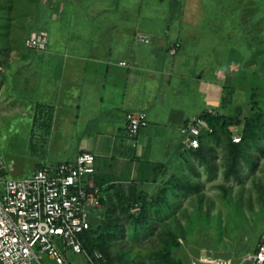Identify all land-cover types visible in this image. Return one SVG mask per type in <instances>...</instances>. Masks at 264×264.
Here are the masks:
<instances>
[{
	"label": "crops",
	"instance_id": "0c3cea01",
	"mask_svg": "<svg viewBox=\"0 0 264 264\" xmlns=\"http://www.w3.org/2000/svg\"><path fill=\"white\" fill-rule=\"evenodd\" d=\"M166 4L44 0L33 30H47L49 44L44 50L20 47L14 53L19 51L26 62L11 66L13 75L26 76L32 104L29 133L34 142L29 139L28 144L33 169L26 175L89 150L95 154L96 179L105 197L119 191L125 195L149 191L158 182L169 192V184L193 176L190 168L211 157L213 145L187 148L188 134L182 127L213 99L219 100L217 88L242 78L225 67L214 73L206 46L211 32L192 26L184 33L183 18L169 9L176 6ZM138 33L147 34L150 42L139 41ZM223 39L218 41L221 62ZM177 41L178 50L171 55L168 49ZM20 88L13 92L24 95ZM129 111L147 116V125L134 142L127 139ZM49 115L48 129L43 120ZM6 168L9 175L12 170Z\"/></svg>",
	"mask_w": 264,
	"mask_h": 264
},
{
	"label": "rangeland",
	"instance_id": "374dc122",
	"mask_svg": "<svg viewBox=\"0 0 264 264\" xmlns=\"http://www.w3.org/2000/svg\"><path fill=\"white\" fill-rule=\"evenodd\" d=\"M164 1L168 7L176 6L169 9L183 18L184 33L191 32L192 26L211 32L206 46L214 73L225 67L243 80L234 78V83L229 81L234 85L217 88L219 100L213 99L206 109L215 116L209 124L212 130L202 135L196 149L213 145L211 157L199 159L189 170L194 175L169 184V192L166 184L154 183L149 191H136L131 206L118 193L106 196L105 209L92 222L94 241L121 264H173L175 260L190 264L195 258L218 257L251 264L264 233V0ZM43 8L44 0H0V156L12 170L10 177H22L33 169L28 81L26 76L13 75L11 66L26 62L19 51L14 52L35 31L36 14ZM163 10L160 5L159 14ZM220 37L226 43L224 62ZM18 85L24 95L13 92ZM235 136L240 141H234ZM67 256L72 264H83L71 252ZM33 264L57 263L44 255L42 263Z\"/></svg>",
	"mask_w": 264,
	"mask_h": 264
},
{
	"label": "built area",
	"instance_id": "2783aa9c",
	"mask_svg": "<svg viewBox=\"0 0 264 264\" xmlns=\"http://www.w3.org/2000/svg\"><path fill=\"white\" fill-rule=\"evenodd\" d=\"M137 39L150 42L145 33H138ZM48 44L45 29L35 30L25 39L28 48L44 50ZM178 47V42L173 43L169 53L175 54ZM125 118L127 139L134 142L147 125V116L129 111ZM211 130L203 115L189 118L182 127L188 134L187 148H198L202 135ZM234 141L240 137L235 136ZM6 169L0 156V264L42 263L44 255L57 264H72L69 252L83 264H116L99 249L89 251L84 245V237L104 210L106 198L97 183L92 151H80L74 160L43 165L22 177H10ZM190 264L233 263L218 257L195 258ZM251 264H264V233L251 255Z\"/></svg>",
	"mask_w": 264,
	"mask_h": 264
},
{
	"label": "trees",
	"instance_id": "16d2710c",
	"mask_svg": "<svg viewBox=\"0 0 264 264\" xmlns=\"http://www.w3.org/2000/svg\"><path fill=\"white\" fill-rule=\"evenodd\" d=\"M218 22H220V21H218ZM225 24H226V22H224L223 21V23H222V25H223V27L225 28ZM178 42V41H177ZM176 42H174V44H175ZM170 48V47H169ZM257 71H259L258 69H257ZM242 78V80H243V77H241ZM227 87H230V86H227ZM253 96L254 97H256V95L255 94H253ZM205 112H206V110H204L203 112H201L200 114H198V115H203L204 117H205V119L209 122V124H213V121H214V118H215V116H210V114H205ZM38 120V119H37ZM216 120H218L217 119V117H216ZM36 121V120H35ZM50 121H51V119H50V115L48 116V118H46L45 120H43V122L44 123H47V127H48V129H49V127H50ZM223 127L224 128H226L227 127V125H228V123L226 122V121H224L223 122ZM202 140V139H201ZM97 183L99 184V185H101L100 184V182L97 180ZM119 196L121 197V200L123 201V203L125 204V205H129V206H131L132 204H133V197H134V195L136 194V192L135 191H132V192H130V198H128L127 197V195H125L122 191H119ZM103 204H104V209H105V207H106V205H107V199L105 198V200L103 201ZM95 232H96V230H94L93 229V226L91 227V229L87 232V234L85 235V240H84V245H85V247L89 250V251H92V250H94V249H99L100 251H102L111 261H112V259L103 251V250H101L100 248H99V246H97V244L95 243V241H94V239H95ZM113 262V261H112ZM116 264H121V263H119V262H115ZM173 264H181L178 260H175L174 262H173Z\"/></svg>",
	"mask_w": 264,
	"mask_h": 264
}]
</instances>
